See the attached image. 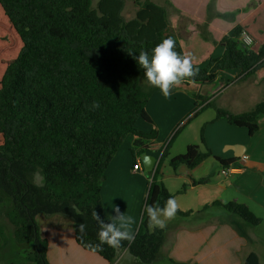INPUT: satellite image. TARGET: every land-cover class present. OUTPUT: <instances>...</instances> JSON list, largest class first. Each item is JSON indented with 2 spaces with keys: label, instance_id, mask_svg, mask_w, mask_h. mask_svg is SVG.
Listing matches in <instances>:
<instances>
[{
  "label": "trees",
  "instance_id": "trees-1",
  "mask_svg": "<svg viewBox=\"0 0 264 264\" xmlns=\"http://www.w3.org/2000/svg\"><path fill=\"white\" fill-rule=\"evenodd\" d=\"M131 1L135 15L126 20L122 15L125 0H0V201L2 192L11 199L5 217L13 228V238L30 246L20 261L10 264H49L48 241L40 233L38 214L70 218L76 244L109 264L122 251L136 261L133 264H193L161 256L164 229H150L144 212L146 204L163 207L172 197L160 180L159 169L177 131L155 170L145 173L146 195L134 242L124 241L116 249L106 244L102 250L91 247L99 243L93 211L109 222L104 217L101 179L105 180L111 161L126 138L134 136L129 151L135 170L138 158L157 138L155 129L142 132L136 127L139 121L153 125L146 105L159 90L146 83L144 69L137 63L139 52L147 51L151 58L152 49L172 37L175 50L185 53L169 22L176 12L169 0ZM215 1H208L206 22L199 25L206 42L212 41L205 31L207 22L234 19L233 14L217 12ZM244 33L248 34L245 28L236 25L214 42L223 48L222 54L194 64L198 75L181 86L212 84L225 72L244 79L264 69V40L259 42L248 34L252 41L246 45ZM93 101L99 103L98 109H92ZM215 110V120L245 128L252 137L264 115V97L240 114L225 108ZM203 132L204 128L202 144ZM211 156L208 148L201 151L197 145H188L185 152L169 158L168 165L174 171L180 165L193 169ZM214 158L223 168L238 162L237 158ZM37 172L44 177L42 187L34 182ZM202 182L192 181V185ZM216 207L224 211L225 222L241 237L247 238L246 225L255 227L261 222L246 205L220 200L196 212L178 210L176 217L185 219L200 211L207 215ZM81 223L86 226L84 233L78 230ZM0 239L5 247L8 239L2 227ZM118 264L126 263L120 260ZM241 264L261 263L250 253Z\"/></svg>",
  "mask_w": 264,
  "mask_h": 264
},
{
  "label": "rangeland",
  "instance_id": "rangeland-1",
  "mask_svg": "<svg viewBox=\"0 0 264 264\" xmlns=\"http://www.w3.org/2000/svg\"><path fill=\"white\" fill-rule=\"evenodd\" d=\"M153 1L162 3V0ZM173 2L179 9L188 12L182 13L176 10L170 15L169 22L181 40L185 52L190 55H192L194 50L199 49L200 51H206L207 57L209 49L213 50L217 46L214 42L227 35L236 25L244 27L245 31L257 41L262 42L264 40V0H229L227 6L232 5L230 9H226L225 2L221 0V6L226 9L221 13L233 14L234 19L230 21L215 18L213 21L207 22L205 31L212 40L207 42L202 39L199 28V25H203L206 22V0H173ZM215 10L220 12L216 7V3ZM135 11L134 2L125 0V6L122 11L123 17L129 20L134 17ZM199 15L204 17L200 19ZM203 55V52H201L200 57ZM193 62L198 61L193 60ZM155 92L149 97L146 108L155 122L157 143L161 145L160 150L154 154L156 163L166 144L177 131L167 148V156L159 169V176L163 186L177 200L180 211L191 210L196 212L215 200H223L222 202L227 203V198L233 192H229L228 189L226 191L222 190L218 182L222 177V167L214 157H223L226 153V146H231L229 143L242 142L248 147L250 154H253L255 160H264V115H261L258 119L259 130L252 137H249L245 128L231 126L224 119L215 120V109L225 108L235 114L251 110L264 97V69L244 79L237 77L232 72H226L212 84L179 86L170 91L167 97L161 91L157 92L155 96ZM201 101H204V103L202 104ZM158 102L163 106H160ZM208 102H211V104L204 106ZM202 128H204V144L200 140ZM188 145H197L201 151H206V148H208L212 152V156L193 169L180 165L174 171L168 165L169 158L185 152ZM235 167L243 166L237 165ZM111 173L107 174L106 182L109 180L108 182L112 183ZM121 180L127 185V194L130 193V195L121 193L119 195L120 201L127 200L128 203L131 200L138 201L140 198L139 193L135 194L131 190L129 185L132 186V184H129L128 179L122 178ZM192 181L203 182L192 186ZM132 193L133 195H131ZM1 195L0 227L6 233L8 242L3 247L0 239V264H10L20 261L24 251L29 250L30 246L27 244L20 245L14 240L13 228L5 217V213L12 207V202L3 192ZM130 204L131 206L127 209L130 211L126 215L130 214L131 216L133 207L132 203ZM123 206L127 208L126 203ZM218 210L223 211L216 207L209 210V212L215 213ZM198 213L206 215V212L200 211ZM205 217L207 218V215ZM65 219L67 218H62V221H58V224L65 225L67 222ZM180 222L194 223L190 218L179 219L175 216L174 219L167 222V227ZM161 255L166 257L163 254ZM65 256L57 261H52V263H97L102 260L99 256L85 252L81 248L69 249L66 251Z\"/></svg>",
  "mask_w": 264,
  "mask_h": 264
},
{
  "label": "crops",
  "instance_id": "crops-1",
  "mask_svg": "<svg viewBox=\"0 0 264 264\" xmlns=\"http://www.w3.org/2000/svg\"><path fill=\"white\" fill-rule=\"evenodd\" d=\"M169 1L177 11L188 13L187 11L179 9L173 0ZM208 1L209 0H206L205 6ZM220 1L221 0L215 1L217 9L220 11L219 13L224 12V10L228 8H232V5L227 6L229 0H222L226 4V9L221 6ZM199 17L201 19L204 16L199 15ZM183 50L185 52L184 47ZM201 52L204 54L202 57H200ZM222 52V47L215 46L213 50L209 49V54L206 57V51L196 49L191 57L193 60L198 61L194 64H200L206 61L210 56L217 57L222 54ZM157 92H160V89L155 92V96L157 95ZM158 103L160 106H163L160 102ZM147 113L149 114L148 110ZM149 116L153 121V125L151 126L144 121H139L136 125L138 130L142 132H149L151 129L157 130L151 114H149ZM259 127L260 126H258V130ZM134 140V136L126 138L105 173V180L103 181L101 188V197L104 217L109 222L111 216L115 215L113 211L114 206H118L121 213H125L126 215L127 212L130 211L127 210L131 206L130 203H132V207L134 208H132L133 214L131 216L136 219L137 223L140 217L142 203L146 195L148 179L145 174L146 172L143 170H133L131 168L129 148ZM229 144H231V146H226V153L223 157H219L220 159L225 160L237 158L238 161H240V158L242 157L247 159L244 163L240 164L243 167L238 169V171L226 176L221 174L223 178L221 177L218 182L222 190L226 191L228 189L229 192H233L231 196L227 198L228 202L234 201L246 205L254 216L261 220L260 224L255 227L246 225L245 229L247 238H244L239 236L232 227L225 222L226 215L223 211L221 212V210H218V212L215 213H207V220L205 219L206 215L200 213L192 215L189 218L194 221L193 224L189 222H180L164 228L165 240L160 254L177 262H190L193 264H241L248 254L254 253L258 257L259 263L264 264V160H255L253 154H250L248 147L242 142H232ZM148 147L149 151L146 154L154 156V154L160 150L161 145L157 143L156 138L148 144ZM152 151L153 153H151ZM237 156L240 157L238 158ZM222 169L224 168L222 167ZM109 172H112V183H109V180H107L108 183L106 182L107 174ZM122 178L128 179L129 184H132V186L128 185L135 194L139 193L140 198L138 201L131 200L129 203L127 200L120 201L119 195L121 193L123 195H130V193L127 194V185L121 180ZM131 195H133V193ZM124 203H126L127 208H124ZM38 216H40V218H38ZM62 218H67L65 219L67 221L65 225L58 224V221H62ZM232 219L240 222L236 217H232ZM69 220L70 218L59 214H38L36 216L40 233L48 241L47 259L49 264H109L103 259L97 263H52V261H57L60 258L66 257L65 253L69 249L80 248L74 240L72 220ZM219 220H222L223 222L220 223ZM137 223L133 226L134 230ZM120 260H123L126 264L136 263L135 260L127 255L126 251L119 252L118 259L113 264H118Z\"/></svg>",
  "mask_w": 264,
  "mask_h": 264
},
{
  "label": "clouds",
  "instance_id": "clouds-1",
  "mask_svg": "<svg viewBox=\"0 0 264 264\" xmlns=\"http://www.w3.org/2000/svg\"><path fill=\"white\" fill-rule=\"evenodd\" d=\"M175 49V40L168 37L152 49L151 58L147 51L139 52L137 58V63L144 69V77L148 86L160 89L165 97L170 94V90L181 86L186 80L191 82L199 72L190 54H181ZM99 107V103L93 101L92 109ZM43 180L44 177L39 172L34 174V182L37 186L42 187ZM179 207L177 200L171 196L165 201L163 207L146 204L144 212L148 217V227L164 229L167 222L175 218ZM113 211L115 215L111 216L110 222L107 223L96 211L92 213L99 225L97 233L99 243L91 246L96 250H102V245L105 244L114 249L120 248L122 242L127 241L130 245L135 240L133 226L137 223L136 219L121 213L118 206H114ZM85 227L83 223L79 224V232L84 233Z\"/></svg>",
  "mask_w": 264,
  "mask_h": 264
},
{
  "label": "built area",
  "instance_id": "built-area-1",
  "mask_svg": "<svg viewBox=\"0 0 264 264\" xmlns=\"http://www.w3.org/2000/svg\"><path fill=\"white\" fill-rule=\"evenodd\" d=\"M243 41H244V43L246 45H250V43H251L252 40H251V38H250V36L248 34L244 33L243 34ZM246 159L247 158H245V157L240 158V161H238L236 165H231L228 168L222 169L221 170V173L224 176H226V175H228L230 173H234V172L238 171V169H240L241 167H238L237 168L235 166H237V165L240 166V164L241 163H244L246 161ZM135 170H142L141 158H138V160H137V169H135Z\"/></svg>",
  "mask_w": 264,
  "mask_h": 264
},
{
  "label": "water",
  "instance_id": "water-1",
  "mask_svg": "<svg viewBox=\"0 0 264 264\" xmlns=\"http://www.w3.org/2000/svg\"><path fill=\"white\" fill-rule=\"evenodd\" d=\"M174 89L170 90L173 91ZM238 158L240 156H237ZM156 158L153 155L150 154H145L141 157V165H142V170L144 172H153L156 167ZM101 181H104V179H101ZM151 181V180H150Z\"/></svg>",
  "mask_w": 264,
  "mask_h": 264
}]
</instances>
